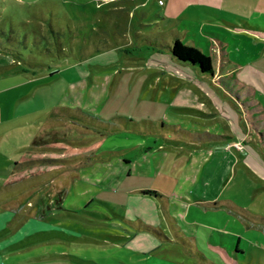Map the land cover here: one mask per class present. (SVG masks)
Returning <instances> with one entry per match:
<instances>
[{"label": "rangeland", "instance_id": "374dc122", "mask_svg": "<svg viewBox=\"0 0 264 264\" xmlns=\"http://www.w3.org/2000/svg\"><path fill=\"white\" fill-rule=\"evenodd\" d=\"M158 4L0 0V264H264V174L198 94L241 104L264 167V82L239 102L156 51L191 43Z\"/></svg>", "mask_w": 264, "mask_h": 264}, {"label": "crops", "instance_id": "0c3cea01", "mask_svg": "<svg viewBox=\"0 0 264 264\" xmlns=\"http://www.w3.org/2000/svg\"><path fill=\"white\" fill-rule=\"evenodd\" d=\"M158 1L156 22L162 26L165 25V27L172 23L177 26L182 25V23L185 25L187 41L191 42L192 45L202 47V51L212 57L215 67V73L210 74L212 80L219 82L221 77H238L245 81L241 87L242 90L252 89L259 92L256 87L258 82L255 79L259 77L264 82V0ZM241 36L247 38L248 41L251 40V42L249 41L250 45L246 42L239 52H235L233 48L242 43L239 41L234 44L229 42L228 38L239 37L241 39ZM256 41L260 47L254 50L253 43ZM224 89L228 91L226 88ZM198 94L202 97L205 96L202 101L204 111L198 110L199 114L201 116H214L218 119L217 121L227 127V133H221L222 136L218 140L226 141L227 149L234 145L242 154L243 163L259 166L260 173L263 175L264 167L254 157L256 155L260 158L261 155L249 144V140L254 138L251 133L252 124L247 112L242 110L241 104L237 102L232 106L225 98L216 96L209 86H204ZM242 118H245L246 122L249 120L245 126L246 131L241 128ZM161 144L159 143V145ZM230 156L234 157L235 162L237 157L232 153ZM164 161L165 159L163 160L162 157L157 164L162 166ZM146 194L143 196L140 194V203H144L149 198ZM130 200L132 199H128L129 202ZM146 233L144 232L141 238L140 232L136 233L134 237L132 236L136 242V247L140 248V239L152 237Z\"/></svg>", "mask_w": 264, "mask_h": 264}, {"label": "trees", "instance_id": "16d2710c", "mask_svg": "<svg viewBox=\"0 0 264 264\" xmlns=\"http://www.w3.org/2000/svg\"><path fill=\"white\" fill-rule=\"evenodd\" d=\"M148 40V39H147ZM157 48L159 49L160 46H166L168 50H170L172 56L174 58H177L182 61L190 62L191 64L195 65L200 72L204 74H214L215 73V67L213 64V60L210 54L203 52L200 50L197 46L188 44L184 42L180 37L175 36L173 39V42H161L157 40H152V42ZM228 79V80H227ZM221 84L224 88L228 89L230 93H232L236 98H238V101L240 102L241 97L238 92H234L232 88H230V83H234L239 85V87H242L245 83L242 79L238 77H221L219 78ZM246 102H242L244 105ZM252 121V120H251ZM258 128V127H257ZM258 130H260L258 128ZM219 137L222 136V134H215ZM213 136V135H211ZM264 141V139H263ZM144 193L148 194H154V195H160L159 191L155 188H145L142 190Z\"/></svg>", "mask_w": 264, "mask_h": 264}, {"label": "built area", "instance_id": "2783aa9c", "mask_svg": "<svg viewBox=\"0 0 264 264\" xmlns=\"http://www.w3.org/2000/svg\"><path fill=\"white\" fill-rule=\"evenodd\" d=\"M237 144V143H236Z\"/></svg>", "mask_w": 264, "mask_h": 264}]
</instances>
